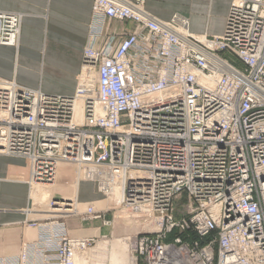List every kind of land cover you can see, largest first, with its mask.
<instances>
[{"label": "built area", "instance_id": "1", "mask_svg": "<svg viewBox=\"0 0 264 264\" xmlns=\"http://www.w3.org/2000/svg\"><path fill=\"white\" fill-rule=\"evenodd\" d=\"M146 5L94 0L75 95L0 78V149L29 158L33 181L52 182L62 160L95 166L106 193L123 179L121 206L161 217L134 236L138 264H264V0H231L223 34L204 40ZM22 16L0 10V44H17ZM126 20L135 28L116 32ZM185 193L189 216L176 220ZM56 219L33 223L37 239L0 264H74L95 240ZM176 228L196 237L167 241Z\"/></svg>", "mask_w": 264, "mask_h": 264}, {"label": "crops", "instance_id": "2", "mask_svg": "<svg viewBox=\"0 0 264 264\" xmlns=\"http://www.w3.org/2000/svg\"><path fill=\"white\" fill-rule=\"evenodd\" d=\"M93 3L94 0H0V10L23 15L18 46L0 44V78L15 80L20 85L41 89L49 94L74 95L82 71L84 48L92 43L89 35ZM230 6L231 0H147L146 5L151 13L163 20H170L177 13L182 14L189 19L192 33L212 36L223 34ZM114 28L121 33L133 30L135 24L126 20L114 23ZM8 166L12 171L19 172L20 177H1ZM30 177L29 158L0 155V232L9 229L7 226L10 225L18 226L16 233L19 238L13 247H21L24 240L33 241L41 233L38 225L31 224L30 239L25 237L29 229L23 225L28 221L25 209L29 210L32 200ZM56 178L60 181L72 179L73 171L69 165L60 166ZM70 182L73 183L67 188L58 187L56 191L50 188L53 200L60 190L62 194H59V199L74 203L65 212L51 208L50 214L53 216L77 213L80 202L92 201L97 204H93L95 209L108 205L103 199L106 195L94 181L83 178L79 170L75 180ZM56 184L55 181L54 186ZM122 192L117 184L116 193L110 197L120 199ZM99 229L101 233L104 231L102 226ZM11 247L7 237H0L3 258L11 257L4 255Z\"/></svg>", "mask_w": 264, "mask_h": 264}, {"label": "rangeland", "instance_id": "3", "mask_svg": "<svg viewBox=\"0 0 264 264\" xmlns=\"http://www.w3.org/2000/svg\"><path fill=\"white\" fill-rule=\"evenodd\" d=\"M0 155H4L9 158L16 157L13 155L12 156L7 155L5 153L0 154ZM64 165H68V164L63 163L60 166H64ZM9 167L10 166L6 167L7 171H5L3 176L1 177L10 178V179L19 178L21 174L19 172L12 171V169ZM69 167L73 171V178H72L73 180L71 178H68V179L60 181L59 178H55L52 182H45V183H54L56 181L57 182L56 186H53V189L55 191L58 189V187L63 186L64 188H67L69 185H71V183H73L70 181L75 180L76 175H77V170H78L77 164H69ZM59 191L60 190L57 191L58 195L54 199L56 201L60 200L62 203V201H65V200H61L58 198L60 197L59 194H62V191L61 192ZM103 199H105L108 205L100 207V209H95V211L92 213H85L84 215H78L80 213H84L89 206L94 207L95 205L93 204H96V203H91L92 201H87L83 203L80 202V204L78 205L79 211L77 213L68 214V215H60V216H53L52 214H50V209L52 208V205L50 204L44 205V206L35 205L34 200L32 199L31 202H29V206H30L29 210L28 208L25 209L26 214H28V217H27L28 221L23 223V225L24 227L26 226L25 228H29L27 229L25 237L30 239V231L32 230L30 228L31 224L35 222L47 223V222L55 221L56 220L55 217H58V219L66 223V225L68 224L67 226L70 230V235L72 237L74 238L93 237L95 241L87 249H90V247L91 249H94L98 246L99 243L105 240L112 241V240H115L116 238L130 237L133 241L134 236L141 234L145 231H155L159 228L158 219L161 220V217L158 216L157 214H154L153 212H150V213L149 212H133L129 210L128 208L121 206V204L123 203L120 201V199H116L115 197L105 196L103 197ZM41 201L44 202L42 198H41ZM65 203L66 204L68 203L67 205L68 207H70L69 205L72 204L73 201L68 200V201H65ZM66 204L64 205L67 206ZM188 204H189V197L187 193L183 194L181 198L180 197L175 198L174 218L176 220H180L182 218L189 216ZM141 211H147L146 207L142 206ZM95 212H98V213L101 212L103 214V218H96ZM104 218H106L107 220H110L111 224L105 225L103 223ZM99 226H102V228H104V231L102 233L100 232ZM7 227L9 229H7L6 231L0 232V237L1 238L3 236L7 237L12 247L9 250L5 251L4 255L12 256V255L20 254L22 251V248L20 246L13 247L16 244V239L19 238V236L16 233L18 226L10 225ZM93 230L94 231L96 230L97 232H93ZM78 232L79 233L84 232L86 234L91 233V234L80 235L78 234ZM177 235H180L182 238H184V240L188 239L186 237H190L189 232H181L178 228H176L173 232L168 234V238L166 240L170 241ZM191 236L193 238L196 237L194 234H191ZM131 248H132L131 249L132 255L135 257L136 254L133 251L132 245H131ZM1 253H2V250L0 249V257L3 258L2 257L3 255ZM139 264H141V260L139 261Z\"/></svg>", "mask_w": 264, "mask_h": 264}, {"label": "bare ground", "instance_id": "4", "mask_svg": "<svg viewBox=\"0 0 264 264\" xmlns=\"http://www.w3.org/2000/svg\"><path fill=\"white\" fill-rule=\"evenodd\" d=\"M175 15L180 16L182 19H186L189 22V19L187 17H185L184 15L179 14V13H177ZM154 16L157 17L156 15H154ZM173 17L170 20H163L159 17H157V18L163 22H170L173 19ZM22 19H23V16H22ZM21 25H22V23H21ZM189 25L185 31L188 33H191L193 35H196L200 39L204 40L207 33L194 34L190 31ZM20 32H21V27H20V31H19V38H20ZM19 38H18V42H19ZM18 42L14 46H18ZM75 94H76V92H75ZM73 120L75 121V123H77L79 125L83 124L84 109H83L82 100L78 99L75 103L74 119ZM0 153L7 154L6 151L4 152L1 149H0ZM7 155H10V154H7ZM63 163H66L68 165L69 164H77L80 175L83 178H85L86 180L94 181L96 183L98 189L101 192H103L107 197L113 196L116 193L117 185L110 186L111 190L109 191V193H106L105 191L102 190L103 188H102L101 183H99V181L103 175L100 173V171L95 166H91L90 168L86 169V167L83 166L79 162L74 163V162H70V161H66V160L60 161L59 166ZM39 169H41V167H38V168L36 167L33 170V172H37V171H39ZM102 173H104V171ZM131 174L133 175V178H139V177H142L143 175H145V173L141 169H134V170H132ZM31 177H32V165H31ZM31 177H30V182H29L30 185L32 186L31 187L32 188L31 196H32V199L34 200L36 205H49L50 204V205H52L53 209H57V210H60L62 212L69 210V207L67 205L68 203L66 204L65 201H62V203H61L60 200L54 201L52 199L51 194H50V188H52L54 186V183H44L43 181L40 180L42 177H39V176L37 177L36 180L34 179V181H33V179H31ZM119 185L123 191L121 194V197H120V201L123 203V197H124V180L123 179H122L121 183H119ZM41 198L44 200V202L41 201ZM63 203L66 204L67 206H65ZM72 204L69 205L71 208L73 207ZM93 211H95V208L93 206H89L87 208V210L84 212V214L89 213V212H93ZM85 238H87V237H85ZM132 242L133 241L130 237L116 238L115 240H112V241L105 240V241L99 243L98 246L94 249H91V247H90V249L78 250L73 257V263L74 264H138L137 256L134 257L132 255V252H131V249H132L131 245L133 244ZM183 264H192L191 258L185 257Z\"/></svg>", "mask_w": 264, "mask_h": 264}, {"label": "trees", "instance_id": "5", "mask_svg": "<svg viewBox=\"0 0 264 264\" xmlns=\"http://www.w3.org/2000/svg\"><path fill=\"white\" fill-rule=\"evenodd\" d=\"M189 234H190V237H186V238H193V237L191 236V234H194V235H195V233H193V232H192V233L189 232ZM195 236H196V235H195Z\"/></svg>", "mask_w": 264, "mask_h": 264}]
</instances>
